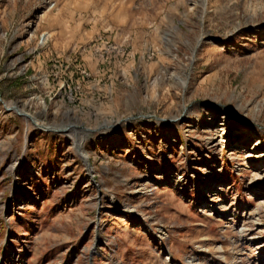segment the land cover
Masks as SVG:
<instances>
[{
    "label": "rangeland",
    "instance_id": "1",
    "mask_svg": "<svg viewBox=\"0 0 264 264\" xmlns=\"http://www.w3.org/2000/svg\"><path fill=\"white\" fill-rule=\"evenodd\" d=\"M0 264H264V0H0Z\"/></svg>",
    "mask_w": 264,
    "mask_h": 264
},
{
    "label": "water",
    "instance_id": "2",
    "mask_svg": "<svg viewBox=\"0 0 264 264\" xmlns=\"http://www.w3.org/2000/svg\"><path fill=\"white\" fill-rule=\"evenodd\" d=\"M9 110H13V109H9ZM20 115H23L24 117L29 119L32 122L33 125H35L36 127L40 128L41 130H44L46 132H51V133H59V132H61V130H58V129H55V128H50V127H45V126L39 125V123H37V121L33 117L28 115V114H20Z\"/></svg>",
    "mask_w": 264,
    "mask_h": 264
},
{
    "label": "bare ground",
    "instance_id": "3",
    "mask_svg": "<svg viewBox=\"0 0 264 264\" xmlns=\"http://www.w3.org/2000/svg\"><path fill=\"white\" fill-rule=\"evenodd\" d=\"M70 129V128H69ZM258 161V160H257Z\"/></svg>",
    "mask_w": 264,
    "mask_h": 264
},
{
    "label": "crops",
    "instance_id": "4",
    "mask_svg": "<svg viewBox=\"0 0 264 264\" xmlns=\"http://www.w3.org/2000/svg\"><path fill=\"white\" fill-rule=\"evenodd\" d=\"M134 43H135V41H134Z\"/></svg>",
    "mask_w": 264,
    "mask_h": 264
}]
</instances>
